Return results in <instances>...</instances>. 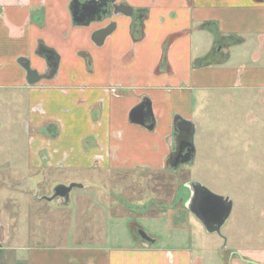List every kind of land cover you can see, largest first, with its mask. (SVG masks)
Instances as JSON below:
<instances>
[{"label":"crops","instance_id":"obj_1","mask_svg":"<svg viewBox=\"0 0 264 264\" xmlns=\"http://www.w3.org/2000/svg\"><path fill=\"white\" fill-rule=\"evenodd\" d=\"M74 2L0 0V96L8 94L16 101L25 94L24 122L39 127L48 122L52 125L47 134L57 136L48 147L39 138L31 144L27 137L28 149L23 153L27 158L10 149L14 157L5 165L19 172L17 177L22 175L20 181L26 180L27 188L31 180L42 183L46 178L49 183L47 168L97 169L111 175L166 171L175 151V119L190 122L194 131L197 128V96L201 99L210 90L264 89V66H200L222 38L245 39L234 45L236 54L246 48L245 54H264V0H116L117 6L130 8L133 17L122 12L91 23L75 21ZM111 23L117 24L116 30L98 45L94 34ZM51 54L57 56L54 63ZM27 69L36 71L41 80L31 84ZM144 102L151 104L153 117L135 123L132 114ZM96 119L101 124L94 126ZM94 135L101 147L86 153L82 142ZM19 159L23 164H18ZM6 169L0 163V171ZM34 196L37 202L44 201ZM155 212L146 211L156 228L160 219ZM174 213L156 229L164 228L170 241L181 244L188 241L192 225L185 213ZM4 222L0 216V260L12 237ZM123 222L124 237L110 246L21 245L14 250L20 253L12 264H195L184 245H157L156 237L153 242H131L128 223Z\"/></svg>","mask_w":264,"mask_h":264},{"label":"rangeland","instance_id":"obj_2","mask_svg":"<svg viewBox=\"0 0 264 264\" xmlns=\"http://www.w3.org/2000/svg\"><path fill=\"white\" fill-rule=\"evenodd\" d=\"M234 40L245 42L240 37ZM252 42L255 40H251V45ZM212 49L214 54L200 66L216 68L227 63L238 69L264 66V54H245L249 48L236 54L235 46L219 41ZM53 59L56 56L51 54L54 63ZM22 95L16 101L8 94L0 96V163L7 167L5 172L0 171V216L5 221V230L12 235L0 264L16 263L20 252L14 250L21 245H109L124 237L123 220L128 223L131 242H145L139 235L142 231L151 240L158 238L157 245L178 248L177 245H184L182 249H190L195 264H264V89L210 90L201 99L197 96L194 105L197 128L193 133L196 160L191 165L114 175L97 169L47 168L44 173L50 177L49 183L46 178L42 183L31 180L29 188L25 187L26 180L21 183L22 175L16 176L19 172L9 171L10 165H5L10 156L14 157L9 154L10 149L27 158L23 154L28 149L27 137L31 144L39 138L42 146L48 147L57 136L47 134L52 125L48 122L40 127L24 122L28 104ZM99 123L96 119L93 125ZM82 146L86 153L101 147L96 135L84 139ZM18 164H23V160L19 159ZM71 184H81L83 189L74 188L68 198H56L53 202H37L33 198V194L51 198L57 186ZM194 185L232 202L231 214L220 233L208 232L190 212ZM147 210L156 211L160 219L156 228H162L172 211L178 216L185 213L192 225L188 241L181 244L170 241L164 228L154 227L153 216Z\"/></svg>","mask_w":264,"mask_h":264},{"label":"water","instance_id":"obj_3","mask_svg":"<svg viewBox=\"0 0 264 264\" xmlns=\"http://www.w3.org/2000/svg\"><path fill=\"white\" fill-rule=\"evenodd\" d=\"M261 1V0H260ZM124 13L127 17H133V11L130 8H125L116 5V0H75L74 2V17L79 23L86 22H102L112 17H116L119 13ZM117 24L111 23L106 28L97 31L93 38L98 45H102L105 39L116 30ZM29 71V69H27ZM52 70L56 73L58 64H53ZM41 80V77L36 71H29V82L36 84ZM148 115L153 117L151 104L144 102L132 114V121L135 123H144L145 117ZM152 129V126L151 128ZM187 132L193 136L194 128L190 122L176 118L174 121V136L178 133ZM188 150L184 156L181 149L175 155L170 157L172 168L178 167L180 164H188L194 155L195 149L191 143L187 144ZM74 188L83 189L81 184H71L70 186H57L54 189V195L51 198H42L47 202H52L56 198L69 197V194ZM232 210V202L229 198L218 197L205 189L200 191L193 190L191 198L190 212L204 225L208 232L220 233V229L228 220ZM140 236L144 241L153 242L144 232H140ZM1 247V246H0Z\"/></svg>","mask_w":264,"mask_h":264},{"label":"flooded vegetation","instance_id":"obj_4","mask_svg":"<svg viewBox=\"0 0 264 264\" xmlns=\"http://www.w3.org/2000/svg\"><path fill=\"white\" fill-rule=\"evenodd\" d=\"M175 142H176V145H175V151H174V154L173 155H175L176 150L178 152L179 149H181L182 154H183V157L180 159V162H181L182 160H184V156L187 153V150H188L187 144L191 143L193 145V136L191 134H188L187 132H185V133L184 132H181V133H178L177 137L175 138ZM193 160H194V155L192 157V160L188 164H191L193 162ZM180 165H182V164H180ZM170 166L172 168V162H171ZM191 189H192V194H193V190L194 189L197 190V191H200L201 190V188L198 187V186H196V185H194V187L191 186ZM140 232H142V231H139V235H140ZM140 238H141V236H140Z\"/></svg>","mask_w":264,"mask_h":264},{"label":"trees","instance_id":"obj_5","mask_svg":"<svg viewBox=\"0 0 264 264\" xmlns=\"http://www.w3.org/2000/svg\"><path fill=\"white\" fill-rule=\"evenodd\" d=\"M138 32H142V30H139ZM138 38H139V35L138 36L134 35V39L135 40L138 39ZM234 38H237V37L222 38L221 39V43L222 44H232L233 46L240 44V42L239 41H235ZM228 41H229V43H228ZM54 55L56 56V54H54Z\"/></svg>","mask_w":264,"mask_h":264}]
</instances>
